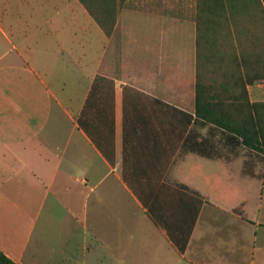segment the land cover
<instances>
[{
  "label": "crops",
  "instance_id": "crops-1",
  "mask_svg": "<svg viewBox=\"0 0 264 264\" xmlns=\"http://www.w3.org/2000/svg\"><path fill=\"white\" fill-rule=\"evenodd\" d=\"M223 3L220 46L264 56V0ZM127 4L107 36L79 0H0V251L264 264V154L195 113V0ZM246 92L264 101L263 83Z\"/></svg>",
  "mask_w": 264,
  "mask_h": 264
},
{
  "label": "trees",
  "instance_id": "trees-1",
  "mask_svg": "<svg viewBox=\"0 0 264 264\" xmlns=\"http://www.w3.org/2000/svg\"><path fill=\"white\" fill-rule=\"evenodd\" d=\"M79 1L107 36L114 31L119 10L132 8L126 5V0ZM236 9L226 7L223 0H195L190 16L197 28L195 113L198 118L240 139L248 150L264 154V101L250 103L246 92L247 85L264 84V56L250 63L243 54L237 56L233 45L223 48L219 43L220 33L226 35L225 24L233 21ZM221 47L225 49V69L216 65L214 71L204 75L207 49L212 51V59L217 63ZM0 264L16 263L0 251Z\"/></svg>",
  "mask_w": 264,
  "mask_h": 264
},
{
  "label": "rangeland",
  "instance_id": "rangeland-1",
  "mask_svg": "<svg viewBox=\"0 0 264 264\" xmlns=\"http://www.w3.org/2000/svg\"><path fill=\"white\" fill-rule=\"evenodd\" d=\"M133 3V2H132ZM136 6H137V4H135ZM190 10V9H189ZM193 9H191V11H192ZM231 22V21H230Z\"/></svg>",
  "mask_w": 264,
  "mask_h": 264
}]
</instances>
